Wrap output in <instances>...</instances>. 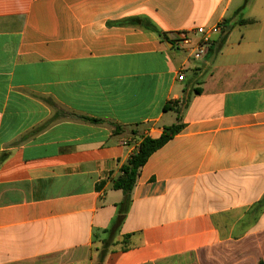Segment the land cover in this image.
Returning <instances> with one entry per match:
<instances>
[{
  "label": "crops",
  "instance_id": "1",
  "mask_svg": "<svg viewBox=\"0 0 264 264\" xmlns=\"http://www.w3.org/2000/svg\"><path fill=\"white\" fill-rule=\"evenodd\" d=\"M243 3L0 0V264H264V0L218 56L173 41ZM178 115L116 226L121 167Z\"/></svg>",
  "mask_w": 264,
  "mask_h": 264
},
{
  "label": "trees",
  "instance_id": "2",
  "mask_svg": "<svg viewBox=\"0 0 264 264\" xmlns=\"http://www.w3.org/2000/svg\"><path fill=\"white\" fill-rule=\"evenodd\" d=\"M254 0H244L243 5L235 11L230 17L225 19L222 25V32L220 33L219 40L213 42L210 47V51L213 53H219L223 47L225 46L228 37L232 30L237 26L246 25L251 23L250 21L245 19L246 9L253 3ZM127 24H131L134 26H141L146 30L150 31H159L155 28V26L147 19L140 18H131L125 21ZM209 51V52H210ZM86 119V118H85ZM94 123H101L99 120H90ZM184 129V125L181 123L180 115L177 117V123L165 127L163 133L160 138L152 139L150 137L144 138L142 143L140 144L139 151L134 154L122 167L120 170L119 177L115 180L113 188L115 190L122 191L123 200L119 205V217L117 219L116 226L121 225L124 221L131 202L132 192L138 182L141 171L143 167L148 162L149 158L159 149L164 147L169 141H171L176 135L182 132ZM121 130L120 126H116L115 132ZM260 206H264V199L260 202ZM105 242V247H106ZM106 250L102 253L101 258H105Z\"/></svg>",
  "mask_w": 264,
  "mask_h": 264
},
{
  "label": "built area",
  "instance_id": "3",
  "mask_svg": "<svg viewBox=\"0 0 264 264\" xmlns=\"http://www.w3.org/2000/svg\"><path fill=\"white\" fill-rule=\"evenodd\" d=\"M222 30V25L218 24L210 28L200 27L192 30L178 31L173 33V41L190 58L204 60L209 54L214 37L219 35ZM195 35L200 37L198 41L194 40ZM178 80H185L183 71L179 72Z\"/></svg>",
  "mask_w": 264,
  "mask_h": 264
},
{
  "label": "rangeland",
  "instance_id": "4",
  "mask_svg": "<svg viewBox=\"0 0 264 264\" xmlns=\"http://www.w3.org/2000/svg\"><path fill=\"white\" fill-rule=\"evenodd\" d=\"M219 53H215L214 56H218ZM214 60L215 59H213V61ZM174 263L175 264H199V262L197 261V258H193V256L190 259H179V260L177 259Z\"/></svg>",
  "mask_w": 264,
  "mask_h": 264
}]
</instances>
